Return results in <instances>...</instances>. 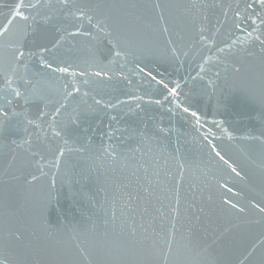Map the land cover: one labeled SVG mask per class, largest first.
I'll return each mask as SVG.
<instances>
[{"label": "water", "instance_id": "1", "mask_svg": "<svg viewBox=\"0 0 264 264\" xmlns=\"http://www.w3.org/2000/svg\"><path fill=\"white\" fill-rule=\"evenodd\" d=\"M74 3L84 20L0 0V107L6 79L24 93L17 101L9 88L0 116V258L264 264V10L254 0ZM41 45L76 75L39 55L17 64V48Z\"/></svg>", "mask_w": 264, "mask_h": 264}, {"label": "snow or ice", "instance_id": "2", "mask_svg": "<svg viewBox=\"0 0 264 264\" xmlns=\"http://www.w3.org/2000/svg\"><path fill=\"white\" fill-rule=\"evenodd\" d=\"M254 3H257L260 8L262 10H264V0H254ZM59 7V9L61 10H68V12L70 13V15L78 20H84L85 19V16L86 14L84 13L83 9L79 8L75 3H74V0H55V4L53 3V0H38L37 3H30L28 5H24L22 3V0H21V4H20V7H28V8H40V7H45V8H53V7ZM214 6V5H213ZM75 8L76 11H72V9ZM253 8V4H248L245 8V12H247L248 9H251ZM77 13H79V15H77ZM236 16L238 18V20L240 22H244L246 20H249L251 19V16H243L241 13L237 12L236 13ZM16 17H18L19 19L21 20H28V17L27 16H24L20 11H17L16 12ZM53 19V17L51 15H48V14H45V22H49ZM91 19L89 18L88 19V23L91 24ZM9 24L12 23L11 20L8 21ZM236 27H240V24L237 23L236 24ZM8 31L7 27H5L2 31H0V36L4 35V33H6ZM203 31V29H202ZM71 35H81L82 33H79V32H76V33H70ZM248 35L251 37L252 36V33H248ZM256 40H260V37L259 36H256L255 37ZM261 44H264V41H260ZM57 47L59 46V42H57ZM48 51H50V49L46 46V45H41L40 48L37 50V52H25L24 50H21V48H17L15 50V52L13 53V56L17 62V64H23L24 60L26 59V57H31L33 55H39L40 57V63H41V66L45 69H51L52 71L54 72H59L61 74H68V75H72V76H75L76 73L74 72H70L69 71V67H61L59 65H56L55 67H53V65L51 63H49L46 58H45V53H47ZM116 55H120L119 52L116 53ZM25 67H27V65H24ZM143 71V69L141 70ZM103 72V69H101V71H98L95 73L96 76H101ZM81 75H83L84 73H80ZM150 74V73H149ZM153 79L155 80V77H153ZM157 83H163V81H157ZM11 84H12V81L10 80H7L6 79V85L7 87L5 88V95L3 97L4 101H5V104L3 107H0V116L4 117L5 120L8 118L9 116V113L7 111V106L8 105H11L13 104V99L9 97V95L7 94L8 92V89L10 88L11 89V96L13 98H15L17 101L21 98L24 97V93L19 91L18 89L16 88H11ZM164 87L167 88V85L164 84ZM178 87V85H177ZM78 91V89H77ZM169 92L171 93V95L175 96L176 95V91L175 89H169ZM97 103L99 104L100 101H97ZM157 103H159V101H157ZM184 112H190V109L185 107L184 109ZM191 116L195 117L196 118V121L197 123H199V120H200V117L198 116V114L195 112V111H192L190 112ZM113 119H115V117H113ZM28 123L29 124H33L34 121L33 120H28ZM73 123H76L75 120H73ZM40 125L39 124H36V127H39ZM4 129L0 128V132H3ZM57 136L60 135L59 132L56 133ZM231 138V137H229ZM26 143H30V141H25ZM211 143V142H209ZM64 153L63 152H60V155L62 156ZM216 155L217 156H220V153L219 152H216ZM220 159L223 160L224 157L223 156H220ZM225 163H227V161H225ZM231 167V166H230ZM232 171L233 172H236V169L235 168H232ZM237 175H239L238 172H236ZM229 191H231V189H229ZM225 203H229L228 201H225ZM233 208H236V205L235 204H232L231 205ZM240 211H243V209H240ZM261 211H264V208L261 209ZM17 239H19V236L16 237ZM0 264H8V260H7V257H3V258H0Z\"/></svg>", "mask_w": 264, "mask_h": 264}]
</instances>
